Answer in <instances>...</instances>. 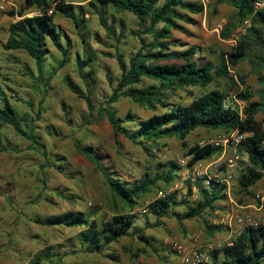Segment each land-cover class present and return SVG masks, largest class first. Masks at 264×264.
<instances>
[{
	"label": "rangeland",
	"instance_id": "rangeland-1",
	"mask_svg": "<svg viewBox=\"0 0 264 264\" xmlns=\"http://www.w3.org/2000/svg\"><path fill=\"white\" fill-rule=\"evenodd\" d=\"M24 1L0 0V85L19 115L25 118L24 129L35 131L38 143L18 134L13 126L0 122L3 144L8 146V150L0 151V264H29L39 251L51 253V259H47L45 264H181L180 257L171 249L172 242L209 251V244H226L246 227L235 218L238 214L249 213L264 218V206H261L264 179L252 188L253 194L246 193L237 183L247 161V156L242 153L234 168L229 199L220 202L219 210H207L200 218L185 225H178L172 217H164L159 222L153 213L142 212L147 199L154 197L158 189L168 188L162 181L152 193L143 196L135 208L130 209L115 198L104 172L88 158L86 150L95 152L112 174L134 181L148 172L154 176L159 168L165 170L167 166L160 167V163L170 160L179 163L181 158L188 156L193 145L219 139L229 132L199 128L184 140L165 137L156 141L134 142L122 135L116 139L103 107L122 73L118 56L122 55L124 61H128L141 48L136 33H141L149 41L153 40L152 35L142 33L144 26L132 12L108 6L104 19L107 25H114V34L91 6L92 0H65L83 7L80 26L62 11L51 7L62 43L70 49L68 61L60 67L64 55L48 39L50 53L43 68L38 69L35 59L26 50L4 48L11 34V25L19 20L18 14L11 13L24 7ZM200 1L204 2L205 11L189 14L191 22L180 21L179 26L172 29V36L179 43L177 48H201L204 57L217 68L220 65L219 54L232 50L247 24L238 26L229 38H224L221 35L223 28L237 21L236 9L221 3L214 11L217 0ZM40 11L43 12L31 9L26 16ZM78 56L88 59L85 70L87 83L80 74ZM252 67L250 60H244L231 68L236 83L229 77L215 75L207 87L193 86L171 92L169 101L189 104L200 94L220 88L230 93V102L243 112L246 102L239 99L237 93L248 89L258 100L264 84ZM240 74L247 75L246 84L240 80ZM70 82L90 97V103L72 89ZM153 83L158 81L145 77L140 86ZM115 108L121 116H127L131 111L140 119L166 110L153 111L130 98L120 99ZM263 116L264 112L260 111L258 120ZM231 152L229 149L227 155ZM188 177L186 167L182 166L181 178L175 182L179 185L176 189L179 196L188 192ZM198 196L199 191L195 187L192 198ZM177 209L183 210L184 207ZM67 211H85L99 223L117 213L135 212V225L145 230L151 244L131 234L106 250L114 257L88 252L79 239L84 227L45 223L48 217ZM223 217L230 218V222L221 223ZM208 224L218 225L220 229L210 232Z\"/></svg>",
	"mask_w": 264,
	"mask_h": 264
},
{
	"label": "trees",
	"instance_id": "trees-1",
	"mask_svg": "<svg viewBox=\"0 0 264 264\" xmlns=\"http://www.w3.org/2000/svg\"><path fill=\"white\" fill-rule=\"evenodd\" d=\"M25 5L18 12L21 18L11 25V34L4 48L7 50L23 49L35 59L38 69L43 68V63L50 53L48 39L58 47L64 58L60 62L63 67L68 61L69 48L64 47L60 30L55 23V15L47 10L54 6L55 10L62 11L64 15L74 20L80 26L83 7H77L65 0H25ZM262 2V6H258ZM226 3L236 9L237 21L223 28L221 35L229 38L232 31L238 26L246 25L245 31L240 35L237 43L230 51H222L218 58L220 65L216 68L210 59L204 57L203 50L198 46L177 48V43L172 36V29L179 26L180 21L191 22L189 14H200L206 9L200 0H92L91 6L101 15L102 22L115 34L114 25H107L104 14L108 6L117 10L132 12L144 26L142 33L153 37L149 41L141 33H136L141 41V48L133 53L128 61L119 55L122 69L118 85L113 88L112 94L107 98L103 107L108 117L116 139L121 135L134 142L156 141L165 137H178L186 139L189 134L199 128L212 130H225L231 132L238 130L244 134L239 144V151L247 156L244 168L237 178L239 187L248 194H253L251 188L264 179V116L258 120L257 114L264 112V84L260 90L259 99H254L255 94L248 89L237 93V97L246 102L241 112L233 104L226 106L224 100L230 95L228 91L220 88L208 90L195 97L189 104L171 102V92L187 87H207L215 75L229 77L234 83L231 68L244 60H250L253 71L259 74L264 81V0H217L216 6ZM43 10L40 15L26 16L31 9ZM76 8L79 10L76 11ZM248 21V23H246ZM163 24L159 26V24ZM83 40H86L83 38ZM80 74L86 78L87 57L78 56ZM174 60V61H171ZM161 61H171L161 63ZM1 68V67H0ZM145 77L154 79L158 83L140 86ZM243 84H246V74L239 75ZM72 89L80 97L86 96L80 87L70 82ZM122 98H130L136 103L153 111L160 108L166 110L155 113L146 119L136 118L130 111L127 116L118 114L115 104ZM91 106V104H90ZM24 117H21L16 108L11 104L4 88L0 85V122L14 127L18 134L23 135L34 143H38L35 131H26L23 127ZM134 125H129L131 122ZM8 150L3 144L0 129V151ZM221 151L220 146L207 142L195 144L190 147L187 155H192L189 164L193 166L197 161L211 157ZM86 150L85 154L96 163L107 178L110 190L115 198L126 204L130 209L135 208L141 198L164 182L166 186L181 178L182 166L176 160L160 163L167 166L165 170L157 169L154 176H146L129 181L112 174L98 159L95 152ZM93 153V154H92ZM199 197L193 199L194 194L191 179H188V192L179 196L177 192L168 194L151 202L150 212L158 219L169 215L171 212L179 221L201 216L206 210L213 212L221 207V201L229 199L228 187L225 183L212 180L205 186L203 180L195 182ZM177 206H183V213L176 211ZM136 213H117L112 218L99 223L92 219L85 211H67L52 215L45 220L50 226H82L79 239L81 245L88 252H98L114 257L106 250L119 242L123 237L134 236L150 244L151 240L145 230L135 225ZM212 232L218 231L220 226L210 225ZM211 261L206 264H264V223L258 226H246L234 239L221 247L210 251ZM51 259L50 252L39 251L32 257L29 264H45Z\"/></svg>",
	"mask_w": 264,
	"mask_h": 264
},
{
	"label": "built area",
	"instance_id": "built-area-1",
	"mask_svg": "<svg viewBox=\"0 0 264 264\" xmlns=\"http://www.w3.org/2000/svg\"><path fill=\"white\" fill-rule=\"evenodd\" d=\"M257 5L262 6L263 3L258 2ZM47 11L52 14L54 10L53 8H49ZM42 13L43 12L41 11L35 12L33 13V15H40ZM224 104L226 106L232 105L228 97L224 100ZM243 138L244 134H241L238 130H233L229 132L228 135H225L219 139L207 141L221 147V151H219L218 153L212 155L209 158L197 161L193 166L189 164V160L192 155H188L186 158H181L179 160V164L186 167V172H188L190 177L188 178L191 179L192 182L203 180L205 186H208L212 180L218 181L220 183L227 184L229 192L231 183L234 181V168L237 166L238 161L241 159L239 144L241 143ZM229 149L232 152L230 155H227ZM178 186L179 185L177 183H173L167 189L158 191L155 198L148 199L146 201L143 209L150 208V204L154 200L166 197L168 194L176 192ZM261 201V206H264V197L261 198ZM235 218H237V220L244 226H258L259 224L264 223V218L255 217L249 213L238 214ZM228 220L230 222V218L223 217L220 222L225 224ZM222 245L223 244H219L217 247H221ZM173 247L177 252V255L180 257L181 264H206L211 261L210 251L202 250L198 246L188 248L183 244L175 241Z\"/></svg>",
	"mask_w": 264,
	"mask_h": 264
},
{
	"label": "crops",
	"instance_id": "crops-1",
	"mask_svg": "<svg viewBox=\"0 0 264 264\" xmlns=\"http://www.w3.org/2000/svg\"><path fill=\"white\" fill-rule=\"evenodd\" d=\"M18 17H19V19L21 18L20 16H18ZM174 183H175V182H174ZM172 184H173V183H172ZM172 184H170L169 186H171ZM169 186H168V187H169ZM254 186H255V185H254ZM254 186H253V187H254ZM195 187H196L197 190H198V187H197L196 183H194L193 191H194V188H195ZM253 187H252V188H253ZM252 188H251V190H252ZM154 189H155V188H154ZM154 189H153L151 192H149V193H152V192L154 191ZM160 190H162V189H160ZM160 190L158 189L156 192H158V191H160ZM227 192H228V190H227ZM149 193H146L144 196L148 195ZM228 193H230V191H229ZM156 195H157V193H156ZM156 195H155L154 197H152L151 199L155 198ZM185 195H186V194H185ZM193 195H194V194H193ZM198 197H199V196H198ZM198 197H196V198H198ZM196 198H193V199H196ZM149 199H150V198H149ZM147 200H148V199H147ZM147 200H146V201H147ZM139 203H140V201H139ZM139 203H138V204H139ZM220 205H221V204H220ZM221 206H222V205H221ZM177 207H182V208H183V206H177ZM177 207L175 208L176 211L181 212V213H183V212L185 211V208H184L183 210H178ZM220 208H221V207H220ZM220 208H219V209H220ZM219 209H218V210H219ZM206 211H207V210H206ZM210 211H211V210H210ZM129 212H132V211H129ZM142 212H143V213H149V212H150V208H148V209H143ZM212 212H213V211H212ZM133 213H135V212H133ZM150 213H151V212H150ZM154 215H155V214H154ZM202 215H203V214H202ZM202 215H201V216H202ZM156 217H157V216H156ZM164 217H172L173 219H175V220L177 221L178 225H179V224H184V225H185V224L188 223V222L195 221V220H197V218H200V216H196V217H194V218H192V219H183L182 221H179L178 218H177V216L173 215L172 212H171L169 215L164 216ZM164 217H161V218H159V219H158V217H157V219H158L159 222H160V220H162V218H164ZM159 222H158V224H159ZM138 227H139V226H138ZM209 231L212 232V230H210V229H209ZM216 232H217V231H216ZM145 233H146V232H145ZM213 233H215V232H213ZM146 235H147V233H146ZM147 236H148V235H147ZM148 237H149V236H148ZM149 239H150V238H149ZM141 240H142V239H141ZM150 240H151V239H150ZM144 242H146V241H144ZM174 242H175V241H174ZM174 242L171 243V249H172L173 251H175V249H174V247H173V246H174ZM177 242H178V241H177ZM146 243H148V242H146ZM150 244H151V242H150ZM181 244H182V243H181ZM215 246H218V245H213V244L211 243V244L208 245L207 248H208L209 251H210V250H212ZM175 253H176L175 255H177V252H176V251H175ZM177 256H178V255H177ZM152 263H153V264H157V263H155V262H150L149 264H152Z\"/></svg>",
	"mask_w": 264,
	"mask_h": 264
}]
</instances>
